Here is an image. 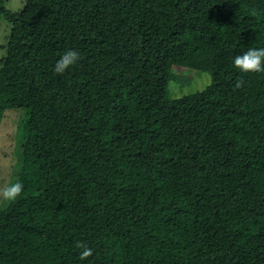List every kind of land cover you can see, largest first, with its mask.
<instances>
[{
    "label": "trees",
    "instance_id": "1",
    "mask_svg": "<svg viewBox=\"0 0 264 264\" xmlns=\"http://www.w3.org/2000/svg\"><path fill=\"white\" fill-rule=\"evenodd\" d=\"M0 19V124L24 111L0 264H264V71L232 65L264 47V0H0ZM174 67L210 81L172 96Z\"/></svg>",
    "mask_w": 264,
    "mask_h": 264
},
{
    "label": "rangeland",
    "instance_id": "2",
    "mask_svg": "<svg viewBox=\"0 0 264 264\" xmlns=\"http://www.w3.org/2000/svg\"><path fill=\"white\" fill-rule=\"evenodd\" d=\"M23 0H6V6L11 11L20 9ZM9 32V24L0 19V55L3 53L1 46L5 44ZM177 81L170 83L169 92L172 96H181L190 92L203 89L210 81L207 73L197 74L193 70L179 67L173 68ZM23 109L9 110L0 124V185L15 179L17 165L20 157L19 138L22 133ZM7 203H0V211Z\"/></svg>",
    "mask_w": 264,
    "mask_h": 264
},
{
    "label": "clouds",
    "instance_id": "3",
    "mask_svg": "<svg viewBox=\"0 0 264 264\" xmlns=\"http://www.w3.org/2000/svg\"><path fill=\"white\" fill-rule=\"evenodd\" d=\"M79 58V53L76 50L69 49L56 60L53 66V71L56 74H63L74 66ZM232 65L242 73H259L264 71V47L249 48L247 51L236 55L232 59ZM23 191V182L19 179L10 178L7 183L0 185V203L14 202L23 194ZM80 247L82 249L80 258L83 260L91 254V249L83 244L80 245Z\"/></svg>",
    "mask_w": 264,
    "mask_h": 264
}]
</instances>
